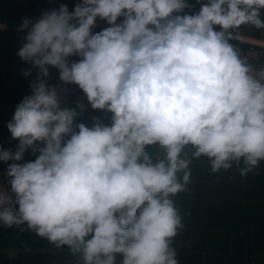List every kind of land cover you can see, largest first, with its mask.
I'll list each match as a JSON object with an SVG mask.
<instances>
[{"label":"clouds","instance_id":"clouds-1","mask_svg":"<svg viewBox=\"0 0 264 264\" xmlns=\"http://www.w3.org/2000/svg\"><path fill=\"white\" fill-rule=\"evenodd\" d=\"M197 2L193 12L189 0H79L22 20L17 55L37 73L7 124L16 149L0 147L4 226L27 224L83 264H179L172 197L190 181L185 147L214 173L264 161V69L229 42L243 24L264 28V0ZM98 21L107 27L94 32ZM50 68L110 123L76 124L84 105L61 107ZM29 149L35 160L20 163Z\"/></svg>","mask_w":264,"mask_h":264},{"label":"crops","instance_id":"crops-1","mask_svg":"<svg viewBox=\"0 0 264 264\" xmlns=\"http://www.w3.org/2000/svg\"><path fill=\"white\" fill-rule=\"evenodd\" d=\"M77 2L79 0H0V147L15 151L18 141L11 138L7 124L16 106L27 96L37 73L17 55L25 35L18 31V26L24 18L34 21L44 11L57 9L61 4L72 10ZM189 3L193 5V12L199 10L197 0H189ZM260 18L264 20V9ZM104 27L106 23L98 21L93 31ZM230 32L229 42L236 51L250 43L264 46V28L243 24ZM30 68L32 74L26 77L23 73ZM50 76L60 80L54 68H50ZM94 118L109 124L111 113L85 111L76 124L91 127ZM148 151L153 160L163 158L164 152L159 146H150ZM193 151L189 145L182 154L191 161L190 181L184 191L172 197L184 225L172 240L179 264H264V161L246 175L240 172L243 163L214 173L210 160L205 156L193 158ZM36 155L38 153L33 154L29 149L24 159L35 160ZM0 264L83 262L79 254L74 255L67 246L57 247L27 224L6 227L0 222Z\"/></svg>","mask_w":264,"mask_h":264},{"label":"built area","instance_id":"built-area-1","mask_svg":"<svg viewBox=\"0 0 264 264\" xmlns=\"http://www.w3.org/2000/svg\"><path fill=\"white\" fill-rule=\"evenodd\" d=\"M239 57L249 66H251L255 72H259L264 69V46L262 44L250 43L246 47H242L237 51ZM48 84L54 86L57 90V94L61 103V107L76 108V104L79 101L84 105V111H91L92 108L87 101L85 94L77 85L66 84L60 80L53 79L50 75L47 78ZM32 94L30 88L27 95ZM80 112L79 109H77ZM80 115L76 117L75 123L79 121ZM25 161H33L31 159H24L20 163ZM10 163V162H9ZM7 164L0 162V189L9 190V177L6 175ZM10 194V193H9ZM7 205H5L6 207Z\"/></svg>","mask_w":264,"mask_h":264}]
</instances>
